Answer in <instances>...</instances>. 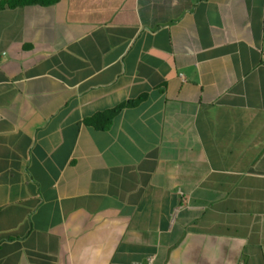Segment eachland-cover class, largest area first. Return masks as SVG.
<instances>
[{
  "label": "crops",
  "instance_id": "obj_1",
  "mask_svg": "<svg viewBox=\"0 0 264 264\" xmlns=\"http://www.w3.org/2000/svg\"><path fill=\"white\" fill-rule=\"evenodd\" d=\"M9 1L0 264H264V0Z\"/></svg>",
  "mask_w": 264,
  "mask_h": 264
},
{
  "label": "trees",
  "instance_id": "obj_2",
  "mask_svg": "<svg viewBox=\"0 0 264 264\" xmlns=\"http://www.w3.org/2000/svg\"><path fill=\"white\" fill-rule=\"evenodd\" d=\"M34 1H38V0H10L9 1V6H12V7H15V6H18V5H23V4H26V3H29V2H34ZM123 107H125V105H121L115 109H113L112 111L108 112L107 114V117H106V122L99 126V128L101 129H106L111 123H112V119L113 117L119 113Z\"/></svg>",
  "mask_w": 264,
  "mask_h": 264
}]
</instances>
